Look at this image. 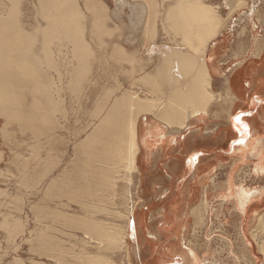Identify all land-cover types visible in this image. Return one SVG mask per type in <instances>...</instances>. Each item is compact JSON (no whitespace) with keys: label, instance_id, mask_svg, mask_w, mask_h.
<instances>
[{"label":"rangeland","instance_id":"1","mask_svg":"<svg viewBox=\"0 0 264 264\" xmlns=\"http://www.w3.org/2000/svg\"><path fill=\"white\" fill-rule=\"evenodd\" d=\"M8 1L11 3L10 0H2L0 9L9 5ZM35 1L26 3L23 0L20 5L23 14H21V18L25 15L23 20L26 23L28 32L36 29V20L41 18L36 13ZM172 1L174 0H104L109 8L108 16L104 19L103 24L105 34L103 33L100 36L90 35L92 24L89 17L93 14H85L86 17L82 20V25L85 27V39H87V42L86 40L85 42L88 45L86 47L90 48L95 55L92 54L93 57L91 56L90 58L91 61L89 62L91 64L88 63L86 65L87 72L84 74L86 76L75 84H73L75 78L72 69L76 61L72 58L73 53L70 51L73 48V44L72 46H70L71 43L70 45L68 44L69 48L68 45H64L61 52L55 50L60 46L58 45L60 44L59 41L51 44L53 47L51 48L56 52L53 54L54 61L52 60L53 62L48 64L49 66L53 64V69L51 68L50 72H48L53 83L50 88L52 92V94L50 92V95L56 106L58 103V107L53 111V118H55L54 127L50 130L43 128L44 133L40 137H34L30 131L22 133L16 122L7 123L5 118L0 115V264H31L32 262L58 264L55 262V260L58 261V257L55 259L50 253L42 254L44 251L40 247L42 246L43 249L44 247H50L51 249V246L54 248L56 244H59L62 247L66 246L67 249L70 248V251L67 250L64 254L63 260H65L72 255H76L73 251L81 253L86 250V247L88 249V246L91 245L92 247L93 245L92 248H94L96 243H98L95 237L93 239L97 242H94L95 244L92 243L95 241L91 239L93 235L89 234L88 236V233L84 230L72 228L71 225H68V227L61 216L56 218L61 217L62 219L55 220L54 217L57 213L55 210H66L70 213L76 211L75 213L79 214L81 212L82 215H85V211L75 200L53 196L52 194L48 195V184L54 179H65L67 176L70 179L73 178L74 174L71 169L78 159L82 158L78 144L98 125L108 111L106 108L115 97L124 93L143 97L156 96L159 95L156 92L159 84H161V89H163L161 92L163 93L171 88L162 76L158 78L159 83L158 79L150 81V79L145 80V77L151 68H155L160 63L159 55H154L152 58L148 56V47L157 49V51L156 49H151V55L155 53L161 55L166 48L180 46V44L184 43L182 42V34L176 31L165 17L166 9ZM205 1L207 3H222L224 0ZM245 1H247L246 4L242 7H237L232 14L229 13V7L224 6L217 13L219 18L222 19L220 24L223 27L214 42L224 40L225 44L237 51L236 54L234 51L231 54L229 65H232L240 58H244L242 51L245 49V45L247 51L249 49L253 51L255 45L264 44V0ZM22 4L26 5L23 6ZM36 15L38 16L37 19ZM61 41L65 44L67 42V40ZM117 44L124 45L127 48L132 47L133 50L131 51L134 52L136 58L133 57L131 61H121L119 63ZM37 45L40 47L38 48ZM34 47V49L37 48L35 51L44 47L43 40L36 39ZM240 48L241 51L239 53L238 49ZM177 49L179 50V48ZM139 57L142 58L141 61L138 60ZM143 64L146 66L145 68H141ZM44 65L47 66L46 64ZM174 73L179 76L182 74L179 70H175ZM186 80L181 76L182 84ZM164 82L167 84L165 85L166 87H163ZM211 83V88L217 92L218 85L215 82L213 83V80ZM153 85L154 87H152ZM104 98L108 100L102 105ZM232 99L230 100L232 101ZM223 100L222 95L217 94L210 101L211 121L213 120L212 115H216L214 112L220 107V103ZM99 105L102 106L103 112L105 111L101 118H99L100 115H96L97 111H95L96 106L98 107ZM128 113L132 115L134 112L131 109ZM142 113L138 114V116ZM136 115L137 112H135ZM141 121L139 118L138 128ZM171 160L172 158L168 157L165 162L169 163ZM138 163L143 171L146 163L141 156ZM190 164L193 166L194 162L189 160ZM48 170L50 171L48 172ZM37 174L40 176L38 179L36 178ZM120 175L117 174L115 183L123 186V188L117 185L120 189L115 190L111 201L105 200L104 202V211L107 214L101 213L105 217H109L111 216L109 211L111 210L113 213L112 210H116L115 207H117L116 212L122 210L121 214H124L127 204L129 208L132 205L135 206L136 214L144 212L145 238L148 235L147 228L153 233H159L160 230L165 232V234L160 236L161 241H155L156 243L154 242L155 246L153 247L155 253L164 256L162 264H182L183 257L185 260L184 251L186 249L184 246L186 244L197 251L200 259L199 264H264V252L261 250V247H264V217L260 221L261 224L258 217L259 220L251 217L256 211L263 213L264 216V195L251 203L248 215L243 217L236 210L233 203L230 200H226V197H224L225 190L216 188L222 185L220 183L224 178L223 173L214 174L213 181L215 182L212 183L211 180L210 188L206 190L201 188L198 195L192 201H188V203H186L187 198L185 197L187 189L183 188L190 183V180L196 174H176V176L180 177L178 181L175 178L176 182H178V188L176 187L177 189L172 191L168 188H161L148 189L146 192L143 191L145 183L142 184L141 180L143 178L139 172L131 177L128 172H122ZM23 177L27 178H24L27 182L30 180L28 183L32 179L34 182L32 181L28 185L26 184L27 182L24 183L25 180L22 181ZM28 177L32 178L28 180ZM150 180L155 183L159 181L167 186L169 177L159 171L151 174ZM139 186L140 189L138 188ZM193 192L195 191L190 194ZM203 199L208 203L205 206L201 205ZM112 202V205L107 204ZM78 206L79 209L77 208ZM41 207H51V214L49 212L38 213V208ZM53 209L55 215L53 214ZM186 211L189 213L184 216ZM36 212L37 214H35ZM49 214L54 216L48 217L50 216ZM116 218L114 217L115 221L111 219L109 221L122 222L121 219L117 218V220ZM6 219L10 221L9 224H6ZM15 219L20 220V226L22 225L17 230L14 229L11 223ZM129 225V235L126 239L128 242L127 250L129 249L128 252L130 253L129 262L125 261L127 254L120 253L118 255L119 252L116 251L113 253L116 255V260L121 261L120 264H142V259L144 260V257L151 253V248L147 243L142 245L143 238L138 236L143 235V232H141L140 228V231H138L134 215L131 217ZM184 230L186 231L185 237L181 238ZM39 233H43L44 237L46 235L50 236V239L44 238ZM51 235L57 242L53 238L54 244L47 247L49 242H52ZM41 239L43 241L48 239V241H44L46 243L45 246L41 245L43 244ZM140 244L142 245L140 246L142 256H138L136 249L137 245ZM168 247L171 248V251L180 249L183 257L180 252L169 254L167 252ZM54 249L55 252H58L56 251L57 247ZM55 252H51V254L55 255ZM60 260L59 264H64L61 258Z\"/></svg>","mask_w":264,"mask_h":264},{"label":"bare ground","instance_id":"2","mask_svg":"<svg viewBox=\"0 0 264 264\" xmlns=\"http://www.w3.org/2000/svg\"><path fill=\"white\" fill-rule=\"evenodd\" d=\"M1 1L2 0H0V4H1ZM10 1H11V3L8 1L10 3L9 5H7L5 7L3 6V8L0 9V115L5 118L7 123L16 122L18 127H19V130L22 133L30 131V132H32L34 137L38 138L42 135V133H44L43 128L50 130L54 127L55 118H53V115H54L53 111H54V109H56L58 107V103L56 106L55 103L53 102L52 98H51V95H50V92H51L50 88H51V85L53 83L51 82L50 74L48 73V72H50L51 68L53 69V64L51 65L52 67L49 66L48 64H49V62L52 63L54 61L53 60V58H54L53 54H55L54 52H56V51L61 52V49H63L62 47H64V45H68V44L70 45V43H71L70 46H72V44H73V48L70 49L71 53H73L72 58L75 59V61H76L75 65L73 66V69H72V72L74 73V78H75V80H74L75 82H73V84L82 80V77L86 76V75H84L87 72L86 71V69H87L86 65H88V63H90L89 62V61H91L90 58H91V56L93 57L92 54L95 55V53H93L90 48L86 47L88 45L86 44L87 39H85V32H84L85 27L82 25L83 24L82 20L85 19L84 18V17H86L85 14H87V13L90 15L93 14L89 17V18H91L90 21L92 24L91 29H90V35L100 36L103 33L105 34V31H104L105 28H104L103 24H104V19H106L108 16L107 13H108L109 7L106 6V4H105L106 2H104V0H36L37 2L35 1V10H36V13L38 15H40L41 18H38L37 15H36L37 17L35 16L36 19L38 18L36 20L37 21L36 22L37 27H35L37 30L35 29L32 32H30V31L28 32V30L26 29V23L23 20V17L25 15L21 18L22 8L20 7V5H21V2L23 0H10ZM24 1H26V3H32L33 2V0H24ZM246 2L247 1H245V0H224L222 3L221 2H219V3H213L212 2L213 3L212 4L211 2L207 3L205 0H174L171 2V4L168 5V7L166 9L165 17L167 19V22L170 25H173V28H175L176 31H179L182 34V42H184V43H182L181 45L184 46L185 48L190 47L191 48L190 50L195 51V53H196V49H197V52H198V50H200L198 52V54L202 51V53H200L202 55V54H204V52L207 51L209 44H211L214 41V39H216L218 37V35L220 34L221 29L223 27L220 24V20H222V19H220L219 15H217V13L219 12V9L222 6L229 7V10H230L229 13L232 14L233 11L237 7L244 6L246 4ZM22 5L25 6L26 4L25 5L22 4ZM1 7H2V4H1ZM34 20H35V18H34ZM107 22H109V21H107ZM33 25H35V24H33ZM29 26H31V25H29ZM100 38H102V37H100ZM36 39H38V40L41 39V41L43 40V43H44V47H42L40 50L38 49L39 50L38 53H36L38 50L35 51L37 48L34 49L36 47V46L34 47V44L36 43ZM102 39H101V41H102ZM61 40H67L66 44ZM85 40H86V42H85ZM57 41H59L60 44H58V43L57 44L60 46L55 49L56 51H54L52 49L53 47L51 46V44H54L53 42H57ZM38 43H39V41H38ZM101 44H103V43L101 42ZM69 45H68V48H69ZM39 47L40 46H38V48ZM66 48H67V46H66ZM193 48L195 50H193ZM180 50H176V51L173 50L174 52H172V51L171 52L173 55H175V53L176 54L177 53L183 54V52H180ZM120 51L118 50L117 53H119ZM121 53L122 52H120V55H121ZM200 54H199V57H200ZM168 55H169V53H168ZM197 57H196V59H197ZM188 59H189V57H188ZM203 59H205V58H203ZM169 61H171V60H169ZM178 61H180V60L178 59ZM44 64H46L47 66H45ZM180 65H182V64H180ZM167 66H168V64H167ZM164 69H166V66L164 67ZM167 70L169 71V67H167ZM180 70H181V68H180ZM205 70H207V69H205ZM189 71H191V70H189ZM154 75H156V74L154 73L152 76H154ZM165 75H167V72ZM149 78H151V76ZM197 78H198V76H197ZM153 79H155V78H153ZM165 80H166V78H165ZM195 88H197V87H195ZM54 89H56V88H54ZM180 92L181 91H179V93ZM51 94H52V92H51ZM200 94H201V92H200ZM184 95L186 96V94H184ZM123 96H125V95L123 94ZM134 96H135V94H134ZM185 96H184V99H185ZM209 96H211V95H209ZM125 97H127V96H125ZM188 97H190V96H188ZM135 98H138L137 95L135 96ZM135 98H134V101H135ZM53 99H54V97H53ZM128 99L131 100L130 97L129 98L127 97V99H125V101H127ZM141 99H144V98H141ZM141 99H139V100H141ZM184 99H183V101H186ZM193 99H194V97H193ZM129 100H128L127 104L130 105ZM178 100H179V98H178ZM195 100H196V98H195ZM54 101H55V99H54ZM134 101L132 99V102H134ZM142 101L143 100H141V102ZM136 102L138 103V104L137 103L136 104L138 106H140L143 104L144 101L141 103L140 101L136 100ZM167 102L168 101H166V103ZM198 102H200V101H198ZM206 102H208V101H206ZM173 103H174V101H173ZM180 103H182V102L180 101ZM120 104H121V101H115V103L114 102L110 103V105L107 108L108 109L107 113L100 120L98 125L93 129L92 132H90L87 135V137L84 140H82L78 144V147L80 149V153H82V158L81 159L79 158L78 161L73 165V167L71 169V172L74 174L72 176L73 178L70 179L69 176H67L65 179H63V178L57 179V180L54 179L53 181L49 182V184H48L49 185L48 195L52 194L53 196L66 197V198H70L72 200H75L78 202V204H80L79 206H81L84 209V210L83 209L82 210L85 211L84 212L85 215H82L81 212L79 214L75 213L76 211L74 209L73 210L75 212H73V213H70L66 210H55L57 212L55 215V211L53 209L52 211L54 212L53 214L55 215V217H54L55 220L57 219L56 218L57 216H61L63 219L61 217H59V218H61L63 221H65L67 223V226L71 225V227L72 228L75 227V229L80 228V230H84L85 232H87L88 236H89V234L93 235V237H91V239H93L95 237V239H97V241H98V243H96L97 241L95 239H93L95 241H93L92 243H94V242L96 243L94 248H92L93 245H92V247L90 245V246H88V249L86 247V250L81 252V253H78L79 251H77V252L73 251L76 253V255H72L71 257H68L67 259L63 260L64 254L66 253L67 250L70 251V248L67 249L66 246L62 247L59 244L58 245L56 244V246L54 247V248H56V247L58 248V249H56V251H58V252H55V249L53 248V246H51V249H50V247L46 248V247H44L46 244V243H44V241L45 240L48 241V239H44V241H43L42 240L43 239L42 238L43 233H39V234H42L41 240L43 241L42 242L43 244H41V243L40 244L44 245L43 246L44 249L42 248V246L40 247L42 249V251H44V253L42 252V254H49L50 253V255L54 256L55 259H57V257H58V261L55 260V262H57L58 264H59V262H61L60 258L63 260L64 264H120L121 261L116 260V255H114L115 251L119 252L118 255L120 253L127 254V256L125 257V261L129 262L130 253L128 252L129 249L127 250L128 242L126 239L129 235V227H130L129 223H130L131 217L133 215L135 216V222L138 226V231L141 230V232H143V235L138 236L139 238H140V236H142V238H143L142 239V241H143L142 245L147 243L149 246H151L150 244H153L155 241H158L156 239H153L155 237H152V236H154L155 234L152 233L150 231V229H148V228H147L148 235L146 236L147 238H145V236H144V233H145L144 232L145 217H143L144 212H140V213L136 214L134 205H132V207L129 208L128 204H127V206L125 207L126 210H125L124 214H121L122 210H120V208H119L120 211L116 212V210L118 208L115 207L116 210L113 209L112 210L113 213L111 212V210L109 211V214L112 216V217L111 216H109V217H111V218H109L107 216L105 217L102 214L103 212L106 213L104 211L105 200L108 202L111 201V199L113 198L112 197L113 193L115 192V190H117L113 186L115 185V179L117 178V174H119V171H120V168L118 166H121L122 164L124 166H126V168L128 170L127 171L128 175L130 177L134 176L135 174H137V172H139L138 166L136 165V158H135L136 152L132 149L133 151H129V153H127L123 156L124 152L126 151V150H124L125 149L123 146L124 143L121 142V137H119V135H118L119 131L117 130V126H115V124L113 123L114 122L113 119H116L115 118L117 115L116 110L118 109V106L119 107L123 106V104H121V106H120ZM136 104H134V106H137ZM168 104L169 105L167 106V104H166V106L169 108L171 103H168ZM201 104H203V103H201ZM132 105H130L129 108ZM188 105H190V104H188ZM185 106H187V105H185ZM114 107L115 108L117 107V109H114ZM162 107H163V104H162ZM187 108H188V106L186 107V109ZM189 108H191V107H189ZM189 108H188V110H190ZM119 109H121V108H119ZM192 109H193V106H192ZM174 110H175V108H174ZM121 111H122V109H121ZM161 111H163V110L161 109ZM194 111L195 110H193V112ZM176 113H178V112H176ZM183 113H185V112H183ZM171 116H173V115H171ZM174 117H175V115H174ZM161 120H163V118ZM183 120H185V119H183ZM163 121H164V123L166 122L165 120H163ZM172 123H173V121H172ZM181 124H182V121H181ZM131 146L132 147L135 146L134 142L131 143ZM22 167H25V166H22ZM22 167H21V169H22ZM50 170H48V172ZM66 174H68V173H66ZM32 177H28V180L31 179ZM24 178H26V177H23L22 181L25 180L24 183H26L27 178L26 179H24ZM36 178L37 179L40 178L39 174H37ZM42 180H43V178H42ZM32 181H33V179H32ZM28 182L26 184L29 185L31 182L30 183H28ZM37 183H39V182H37ZM258 193L259 192H253L250 190L247 191L244 189H239V190L236 189L235 191H233V193H232L233 197L232 198H233V202L236 205L235 206L236 210L242 214L245 213V211L247 210V205H249V203H247L248 199L255 198L254 196ZM251 196H252V198H251ZM75 201H73V202L75 203ZM249 202H250V200H249ZM207 204H208L207 201L203 200V206H205ZM79 206L77 207L78 209H79ZM50 208L41 207V208H38L37 212L38 213H44V212L50 213V211H51ZM68 208H70V207H68ZM37 212L35 214H37ZM38 216H39V214H38ZM53 216L50 215L48 217H53ZM114 217L119 218V220L121 219L122 222L121 223L114 222L115 221ZM252 217L255 219L257 218L255 216V214H253ZM260 217H262V215L259 216V219H260L259 223L261 224L260 221L262 220V218H260ZM59 218L57 220H59ZM109 219L114 220V221H109ZM19 221L20 220H18V219L11 221L15 230H17L19 227L22 226V225L20 226ZM9 223H10V221H8L6 219V224H9ZM139 228H140V230H139ZM75 229H73V230H75ZM46 236L45 237L43 236V237L50 239V236H47V237ZM150 237H152V238H150ZM38 238H40V237H38ZM53 238L54 237L52 236V242L53 243L52 242L51 243L49 242V244L47 243L48 244L47 247L50 246L51 244L52 245L54 244ZM54 240L56 241L55 238H54ZM38 241H40V240L38 239ZM90 242H91V240H90ZM183 242L185 245L186 244L185 239L183 240ZM62 245H63V243H62ZM142 245L141 244L137 245L136 249H137V253L139 254L138 256H140V253H141L140 246H142ZM184 248L187 250V251L186 250L184 251V254H185L184 262H185V264H199L200 259H199V256L197 254V251H195V249H193L191 247H188L187 244L184 246ZM37 250H39V249H37ZM261 250L264 252L263 246L261 247ZM33 251H36V250H33ZM53 251L56 253L55 254L56 257H55V255L51 254V252L54 253ZM36 252H38V251H36ZM71 252H72V249H71ZM31 264H38V263L32 262Z\"/></svg>","mask_w":264,"mask_h":264},{"label":"crops","instance_id":"3","mask_svg":"<svg viewBox=\"0 0 264 264\" xmlns=\"http://www.w3.org/2000/svg\"><path fill=\"white\" fill-rule=\"evenodd\" d=\"M117 45V52L118 50L122 52V56L120 52L117 53L119 63H121V61H131L133 57L136 58L134 52L131 51L133 50L132 47L127 48L124 45ZM183 47L184 46L180 44V46L167 48L170 50L168 51L166 49L164 52L165 54L162 53L161 55L157 53L151 55V49L156 48L148 47V56L152 58L154 55H159L160 63L147 72L148 75H145V80L150 79V81H152L153 78L158 79L160 76H163V79L165 80L166 78V82L171 86L169 90L164 93L161 92L163 89H161V84H159L157 91L159 95L154 97L137 96L138 98H135L136 95L124 93L125 96L128 98L130 97L131 100L128 99L130 105L133 103L136 104V100L140 102L141 100L144 101H142V105L139 104L140 106H138L137 103V106L133 104L130 108V105L127 104L128 100L125 101L127 97L123 96V94L118 95L112 100L114 103L115 101H121V104H123V106L120 104L121 107L118 106V109L114 107V109H117V115L115 117L116 119H113L114 122L112 121L115 126H117V130L119 131L118 135L121 137V142L124 143V150L127 151L124 152L123 156L129 153V151L134 150L136 152V165L143 178L141 182L142 184L145 183V187H143L144 192L148 191V189L161 188H168L172 191L178 188V182H176L175 178H177L178 181L180 177L176 176V174H196V176L190 180V183L183 188L187 189L185 194L187 198L186 203H188L189 200L192 201V199L198 195L201 188H204V190L210 188L211 180L212 183L215 182L213 181L214 174L223 173L224 178L220 183L222 185L216 188L224 189V197H226V200H230L234 206L236 205L233 202L232 193L236 189L250 190L261 194L258 193L254 196L255 198L251 196L252 199H248L247 203H249V205H247L245 213L242 214L239 212L240 215L244 217V215H248L251 203L264 195V44L255 45L253 51L250 49L247 51L245 45V49L242 51V53H244V58L236 60L232 65L228 63L234 48L225 44L224 40L213 41L209 44L204 54H200L202 51L199 53L200 57L198 54L200 50L197 52L196 49V54L195 51L190 50V48ZM177 48H179V50L181 49L180 52H183V54L177 53V55L175 53V55H173L172 52L178 50ZM193 50L195 49L193 48ZM240 51L241 48L238 49L239 53ZM236 52L237 51H234L235 54ZM178 59L180 61H178ZM138 60L141 61L142 58L139 57ZM165 66L166 69H164ZM145 67L144 64L143 67L141 66V68ZM167 67H169V71ZM175 70H180L182 74L180 76L175 74ZM166 72L167 75H165ZM154 73L156 75L152 76ZM150 76L152 79L149 78ZM181 76L187 79L184 84L181 83ZM212 80L213 83L215 82L218 85L217 92L211 88ZM197 83L200 84L198 85ZM165 85L167 84L164 82L163 87H166ZM152 87H154V85ZM179 91L182 93H179ZM175 92L178 93L176 94ZM184 94H186V96ZM217 94H221L224 100L220 103V107L214 112L216 115H212L213 120L211 121L210 101L215 98ZM132 99L134 102H132ZM183 99L186 101H183ZM230 99H232V101ZM107 100L108 99L104 98V100H102V105L105 104ZM166 101L168 102L166 103ZM180 101L182 103H180ZM168 103H171L170 109L167 107L169 105ZM185 105H187L188 108L191 107L189 108L190 110H188V108L186 109L187 106ZM119 108H121L122 111ZM95 109V111H97L96 115H100L99 118H101L105 113V111L103 112L102 110V106H96ZM131 109L134 113L129 115L130 113L128 112ZM161 109L163 111H161ZM193 110L195 111L193 112ZM135 112H137L136 116ZM140 113L142 114L138 116ZM161 117L166 121L165 123L161 120ZM139 118L142 121L138 128ZM133 142L135 148L131 146ZM140 156L146 163L143 171L138 163ZM168 157H171L172 160L166 163L165 159ZM189 160L194 162L193 166L191 164L189 165ZM118 167L120 168L119 175L122 172L127 173L126 166L122 164ZM159 171L160 173L163 172L168 175L169 182L167 186L159 181L155 183L150 180V175ZM117 185L119 186L118 183H115L113 187L117 190L120 189L119 187L123 188V186L118 187ZM138 188L140 189V186ZM213 188L215 187L213 186ZM192 191L195 192L190 194ZM107 204L112 205L113 202ZM201 204L203 205V201ZM188 213L186 211L184 216ZM254 214L258 218L261 215V218L264 217L263 213L258 211ZM185 233V230L182 231L181 238L185 237ZM154 234L155 235L152 237L155 238L153 239L161 241L160 236L161 234H165V232L160 230L159 233ZM150 245L151 253L146 255L144 261L142 259L141 263L162 264L164 256L154 252V243ZM167 252L169 254H174L180 252V249L177 251L173 249L171 251V248L168 247ZM180 253L183 257V253ZM140 256H142L141 253ZM183 263L185 264L184 257Z\"/></svg>","mask_w":264,"mask_h":264}]
</instances>
